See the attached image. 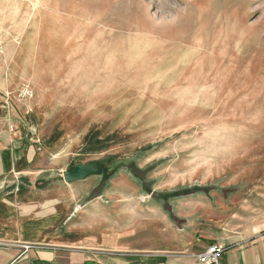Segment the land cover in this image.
<instances>
[{
  "label": "rangeland",
  "instance_id": "obj_1",
  "mask_svg": "<svg viewBox=\"0 0 264 264\" xmlns=\"http://www.w3.org/2000/svg\"><path fill=\"white\" fill-rule=\"evenodd\" d=\"M5 131L43 157L7 201L39 197L65 262H189L264 227V0H0ZM79 164L99 173L66 183Z\"/></svg>",
  "mask_w": 264,
  "mask_h": 264
},
{
  "label": "crops",
  "instance_id": "obj_2",
  "mask_svg": "<svg viewBox=\"0 0 264 264\" xmlns=\"http://www.w3.org/2000/svg\"><path fill=\"white\" fill-rule=\"evenodd\" d=\"M17 141L18 140L13 138V135L8 133V131H5V133L0 132V237L5 236L6 238L18 239L16 245L0 247V264L196 263V256L199 254L200 250L192 251V249L189 250V256L190 258L192 257L189 262H185V258L183 257H181V259L160 255L164 257L162 263H158L157 259H153L151 263H143L141 261H129L127 258H117L111 257V255L97 253H86L85 255L79 256L78 261L65 262L61 259L62 257L60 255H54L52 250H55V248H53V246L44 245L45 243L42 236L45 231H43V229L37 230L38 235L36 234V236H33L35 232L33 231L35 221L28 222V220L33 217L36 220L41 219L42 217L40 215L43 214L47 206L45 205L42 207L40 202L37 203L36 200H38L39 197H34V194L31 192L27 194L24 193L26 200L29 194L33 195L32 199H28L31 202L29 206L20 207L18 210L8 202L13 198H10V194L14 195L12 189L16 188L15 184H17V182L19 184L26 182L29 185L35 184L38 182L41 175L37 174L35 177L34 172H42L39 167L42 164L41 160L43 157H35L39 155L38 150L40 149L34 145H18ZM18 176H21V178ZM34 202L38 204L35 205L37 208L31 206ZM17 211H19V214L16 213ZM43 217L46 218L47 215L44 213ZM24 220L26 222L25 226L24 228H20L19 225L22 224ZM35 223L38 224L41 223V221ZM24 235L26 238L22 239L21 237ZM216 242L225 246V252L222 258L223 264H264V227H253V229L247 230V232L233 236L226 234L221 235ZM25 245L30 246L26 248ZM37 249L40 251H36Z\"/></svg>",
  "mask_w": 264,
  "mask_h": 264
},
{
  "label": "built area",
  "instance_id": "obj_3",
  "mask_svg": "<svg viewBox=\"0 0 264 264\" xmlns=\"http://www.w3.org/2000/svg\"><path fill=\"white\" fill-rule=\"evenodd\" d=\"M224 252V245L219 243L210 244L196 256L195 264H223L222 258Z\"/></svg>",
  "mask_w": 264,
  "mask_h": 264
},
{
  "label": "water",
  "instance_id": "obj_4",
  "mask_svg": "<svg viewBox=\"0 0 264 264\" xmlns=\"http://www.w3.org/2000/svg\"><path fill=\"white\" fill-rule=\"evenodd\" d=\"M99 173L98 165L91 164H79L75 166L72 170L63 173L64 181L66 183H72L77 181H82L89 176L96 175Z\"/></svg>",
  "mask_w": 264,
  "mask_h": 264
}]
</instances>
